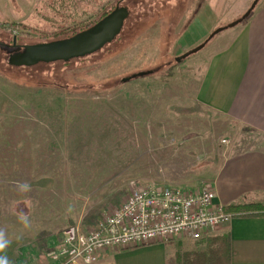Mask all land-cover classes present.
<instances>
[{
	"label": "rangeland",
	"instance_id": "rangeland-1",
	"mask_svg": "<svg viewBox=\"0 0 264 264\" xmlns=\"http://www.w3.org/2000/svg\"><path fill=\"white\" fill-rule=\"evenodd\" d=\"M254 1L0 0V227L11 240L0 254L67 264L65 230L95 227L135 187L198 191L231 155L264 150L263 98L222 110L204 91L215 51ZM117 6L128 16L102 49L10 66L14 38L64 39ZM24 181L32 190L21 194Z\"/></svg>",
	"mask_w": 264,
	"mask_h": 264
},
{
	"label": "crops",
	"instance_id": "crops-1",
	"mask_svg": "<svg viewBox=\"0 0 264 264\" xmlns=\"http://www.w3.org/2000/svg\"><path fill=\"white\" fill-rule=\"evenodd\" d=\"M235 26L228 47L215 51L204 87L205 92L211 91L209 96L221 99L214 105L222 110L252 105V99H264V0H259L250 15ZM212 184L217 192L216 201L224 206L264 204V150L231 155ZM215 240L223 245L215 244ZM215 248L226 256L228 253L230 264H264V216H235L214 234L198 241L180 237L169 243L103 250L94 264H199L202 254Z\"/></svg>",
	"mask_w": 264,
	"mask_h": 264
},
{
	"label": "built area",
	"instance_id": "built-area-1",
	"mask_svg": "<svg viewBox=\"0 0 264 264\" xmlns=\"http://www.w3.org/2000/svg\"><path fill=\"white\" fill-rule=\"evenodd\" d=\"M216 197L213 185L198 191L157 185L135 187L95 227L86 231L78 225L67 228L62 256L67 264H94L103 250L169 243L180 237L205 239L233 218Z\"/></svg>",
	"mask_w": 264,
	"mask_h": 264
},
{
	"label": "water",
	"instance_id": "water-1",
	"mask_svg": "<svg viewBox=\"0 0 264 264\" xmlns=\"http://www.w3.org/2000/svg\"><path fill=\"white\" fill-rule=\"evenodd\" d=\"M258 1L255 0L245 15L231 25L235 26L246 19ZM127 16V10L117 6L94 25L73 36L45 43L24 45L22 51L10 55L9 63L17 67L33 66L39 63L68 62L90 55L112 42L120 34ZM12 46H17L16 38Z\"/></svg>",
	"mask_w": 264,
	"mask_h": 264
},
{
	"label": "trees",
	"instance_id": "trees-1",
	"mask_svg": "<svg viewBox=\"0 0 264 264\" xmlns=\"http://www.w3.org/2000/svg\"><path fill=\"white\" fill-rule=\"evenodd\" d=\"M91 26H87V28H89ZM87 28H81L77 32L74 31V32H72L73 34L70 35V36H73L76 33L80 32V31H83V30H85ZM67 30H70V29H67ZM67 33H71V32L68 31ZM62 34H65V33L62 32ZM64 63H68V62H64ZM10 66L16 67V68H22V67H17V66H13V65H10ZM225 209L233 217H235V216H247V217L264 216V204H262V203H250V204L234 203V204H230L228 206H225ZM227 239L229 240L228 236H227L226 240ZM223 240H224V238H223ZM215 243L218 244V242L216 240H215ZM227 244L229 245L228 241H227ZM198 261H199V264L200 263L201 264H230V257L228 255V253H227V256H226L222 252L221 249L215 248L214 250L213 249H208L207 251H205L202 254V256L200 257V260L198 259Z\"/></svg>",
	"mask_w": 264,
	"mask_h": 264
},
{
	"label": "clouds",
	"instance_id": "clouds-1",
	"mask_svg": "<svg viewBox=\"0 0 264 264\" xmlns=\"http://www.w3.org/2000/svg\"><path fill=\"white\" fill-rule=\"evenodd\" d=\"M16 190L21 194L31 192V184L27 181L17 182ZM19 221L24 225L25 228L30 226L29 215L25 214L22 210L17 213ZM11 240L5 228L0 227V253H5L6 249L10 246ZM0 264H13L6 254H0Z\"/></svg>",
	"mask_w": 264,
	"mask_h": 264
},
{
	"label": "flooded vegetation",
	"instance_id": "flooded-vegetation-1",
	"mask_svg": "<svg viewBox=\"0 0 264 264\" xmlns=\"http://www.w3.org/2000/svg\"><path fill=\"white\" fill-rule=\"evenodd\" d=\"M23 46H24V45H17V46H15V47H13V46L11 47V45H9V44L7 45L8 48H10V49H14L15 52L22 51V50L24 49ZM17 50H18V51H17Z\"/></svg>",
	"mask_w": 264,
	"mask_h": 264
}]
</instances>
